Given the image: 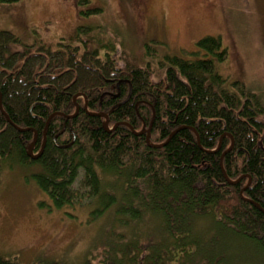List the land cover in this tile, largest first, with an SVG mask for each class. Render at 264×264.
Instances as JSON below:
<instances>
[{"label": "trees", "instance_id": "obj_1", "mask_svg": "<svg viewBox=\"0 0 264 264\" xmlns=\"http://www.w3.org/2000/svg\"><path fill=\"white\" fill-rule=\"evenodd\" d=\"M91 31L77 27L80 45L60 42L56 50L0 31V171L37 167L29 179L56 210L87 200L101 217L117 205V215L132 222V243L103 264H222L194 236L206 234V223L238 240L234 247L264 256V105L218 74L226 57L221 40L205 37L191 54L164 56L161 78L152 81L147 69L116 67L106 44L91 48ZM117 80L118 97L104 89ZM85 102L88 113L118 126L106 132L103 118L82 109ZM150 123L149 143L161 148L129 128ZM34 133L33 152L45 143L33 161L27 148Z\"/></svg>", "mask_w": 264, "mask_h": 264}, {"label": "rangeland", "instance_id": "obj_2", "mask_svg": "<svg viewBox=\"0 0 264 264\" xmlns=\"http://www.w3.org/2000/svg\"><path fill=\"white\" fill-rule=\"evenodd\" d=\"M80 1L18 0L0 5V31L56 50L60 42L78 47L76 28L84 27L92 30L89 37L97 42L91 48L106 44L116 67L147 69L152 81L161 78L158 62L164 56L191 54L200 39L218 37L226 51L218 74L228 85H242L264 105V0ZM90 10L98 13L87 16ZM103 57L101 49L99 58ZM37 172V167L1 168L0 261L103 264L110 257L118 261V248L132 243V222L117 215V205L101 217L93 216L96 207L87 200L56 210L29 179ZM206 226V234L200 236L196 230L194 236L209 242L205 251L210 258L220 255L222 264H264L262 254L236 248L238 240L213 232L211 223ZM149 235L143 234L142 240ZM152 244L153 240L146 248Z\"/></svg>", "mask_w": 264, "mask_h": 264}, {"label": "water", "instance_id": "obj_3", "mask_svg": "<svg viewBox=\"0 0 264 264\" xmlns=\"http://www.w3.org/2000/svg\"><path fill=\"white\" fill-rule=\"evenodd\" d=\"M81 96H82V95H76V96H74L73 100H76L77 98H79V97H81ZM0 100H1V96H0ZM75 109H76V110H75V114H76V113H78V111H79L78 106H76ZM83 110H84L88 115H91V116H94V117H99V118H105V122L102 124V127H103V129H104L106 132H111L113 129H115V128L118 126V124H116L113 128L108 129L109 122H108V119H107L106 115H104V114H90V113H88L87 110H86V105H84ZM75 114L70 115V116H65V115H63V114H58V115L61 116V117H63V118H65V119H72V118L75 117ZM53 117H54V115H51V116L48 118V120H47V122H46V125H45V128L47 127L48 123L50 122V120H51ZM123 125H125V124H123ZM151 125H152V124L150 123V124H149V127H148L146 130H142L141 132H136V131H134L131 127H129V128H130V130L132 131V134H133L134 136H142V135H145V142H146V144H147L149 147L161 148V147H163L165 144L158 145V146H154V145H151V144L149 143V141H150ZM125 126H127V125H125ZM172 135H173V134H171V136H172ZM35 140H36V133H34V139H33L32 143H31V144L28 146V148H27V156H28L31 160H33V161L40 157V155H41V153H42V149H43V147H44V143H45V140H44L41 149L39 150V152H38L36 155H34V154H33V148H34ZM229 150H231V148H230ZM229 150H228V151H229ZM228 151H226L225 153H227ZM221 159H222V158H221ZM226 180H227V179H226ZM227 183L230 184V185H235V184L239 183V180H237V181H235V182H230V181L227 180ZM250 184H251V181L249 180L248 183H247V185L241 190V192H240V196H242L243 192L246 190L247 187L250 186Z\"/></svg>", "mask_w": 264, "mask_h": 264}, {"label": "flooded vegetation", "instance_id": "obj_4", "mask_svg": "<svg viewBox=\"0 0 264 264\" xmlns=\"http://www.w3.org/2000/svg\"><path fill=\"white\" fill-rule=\"evenodd\" d=\"M140 18L142 19L143 17L141 16V14H140ZM119 86H120V80H117V83H114L112 86H111V88H107V87H104V89L105 90H116V93H117V95H116V97H118L119 96ZM129 90H130V88H129ZM108 95H110V93H108ZM82 109H83V107H82ZM79 112V111H78ZM104 119V118H103Z\"/></svg>", "mask_w": 264, "mask_h": 264}, {"label": "bare ground", "instance_id": "obj_5", "mask_svg": "<svg viewBox=\"0 0 264 264\" xmlns=\"http://www.w3.org/2000/svg\"><path fill=\"white\" fill-rule=\"evenodd\" d=\"M170 138H171V136H170ZM170 138H169V139H170Z\"/></svg>", "mask_w": 264, "mask_h": 264}]
</instances>
